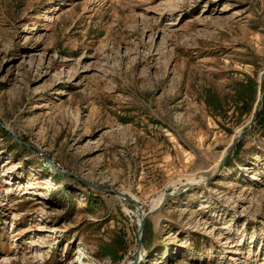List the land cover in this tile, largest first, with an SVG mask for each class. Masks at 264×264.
<instances>
[{
  "label": "rangeland",
  "instance_id": "1",
  "mask_svg": "<svg viewBox=\"0 0 264 264\" xmlns=\"http://www.w3.org/2000/svg\"><path fill=\"white\" fill-rule=\"evenodd\" d=\"M263 74L264 0H0V264H264Z\"/></svg>",
  "mask_w": 264,
  "mask_h": 264
},
{
  "label": "water",
  "instance_id": "2",
  "mask_svg": "<svg viewBox=\"0 0 264 264\" xmlns=\"http://www.w3.org/2000/svg\"><path fill=\"white\" fill-rule=\"evenodd\" d=\"M262 80H264V74L262 75L261 77ZM264 96V91L263 93H261V98ZM259 107H260V103H258L254 109V113H253V117L250 121V123L244 127L240 132H239V138H238V141L237 142H240L242 137L244 136V134L250 129L252 128L253 124L255 123V119H256V116H257V113H258V110H259ZM9 130V129H8ZM236 146V143H232L229 148L227 149L226 151V155L225 157L223 158L226 159L227 156L230 154V152L232 151V149ZM55 171H57L56 169H54ZM60 173H63L61 171H58ZM67 175H70V174H67ZM105 192H109V193H113V194H116L117 196H119L120 198L122 199H128L129 201H131L133 203V205L135 206V212L137 214V217H138V226H139V230H138V234L139 236L143 234L144 232V228H145V222L147 220V218L155 215L156 213L159 212V210L162 208V206L164 205V203L167 201L168 197H164L163 199V202L162 204L157 207V208H152L148 213H144L143 210L141 209V206L135 201V199L131 196H127L125 195V193H122V192H115V191H109V190H104ZM141 251V242L139 243V248H138V251H137V254H139ZM138 255H137V258L135 261L133 262H127L126 264H136L138 263L139 259H138Z\"/></svg>",
  "mask_w": 264,
  "mask_h": 264
},
{
  "label": "trees",
  "instance_id": "3",
  "mask_svg": "<svg viewBox=\"0 0 264 264\" xmlns=\"http://www.w3.org/2000/svg\"><path fill=\"white\" fill-rule=\"evenodd\" d=\"M252 83V82H251ZM259 116H260V113H257V119L259 118ZM0 130L2 131V133L7 137V136H9V133L6 131V130H4L3 128H1L0 127ZM147 223H148V219L146 220V222H145V226H147Z\"/></svg>",
  "mask_w": 264,
  "mask_h": 264
},
{
  "label": "bare ground",
  "instance_id": "4",
  "mask_svg": "<svg viewBox=\"0 0 264 264\" xmlns=\"http://www.w3.org/2000/svg\"><path fill=\"white\" fill-rule=\"evenodd\" d=\"M40 196V195H39ZM163 198H159L157 201H155V203H154V205H153V208L155 209V208H157V207H159L161 204H162V202H163V200H162Z\"/></svg>",
  "mask_w": 264,
  "mask_h": 264
}]
</instances>
